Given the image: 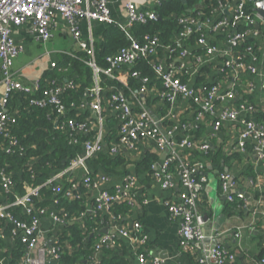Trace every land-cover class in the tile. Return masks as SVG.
<instances>
[{
  "label": "built area",
  "instance_id": "2783aa9c",
  "mask_svg": "<svg viewBox=\"0 0 264 264\" xmlns=\"http://www.w3.org/2000/svg\"><path fill=\"white\" fill-rule=\"evenodd\" d=\"M111 1L0 0V82L3 85L0 137L9 139L0 141V151L24 154V146L7 132L11 120L7 103L15 92L29 96L31 105L51 106L56 119L63 118L56 121V125L68 133L70 142L76 143L80 136L85 137L81 154L69 166L53 173L41 184L24 182L23 193L17 192L13 176L0 166V253H7L10 264H59L62 244L57 236L48 237L41 224L44 219L58 225L81 222L85 212L72 217L58 208L60 198L73 200L81 196L79 184L85 187L92 201L87 210L107 215L112 227L133 242L138 264H165L163 260L150 259L144 253L142 247L147 238L141 233V224L133 221L130 231L121 226L120 216L112 211L117 204L126 203L131 210L137 204L138 176L126 173L120 182L107 187L105 184L110 175L103 172L93 174L87 168V161L104 150L125 159L134 155L141 158L146 150L158 156L150 164L148 174L160 189L171 192L163 204L168 217L178 222L182 251H190L192 242L204 238V218L199 202L201 189L208 181L205 155L212 149L209 139L217 136L224 124H237L239 131L232 150L247 155L250 149L251 155L264 161V119L252 118L256 107L248 101H235L236 82L224 87L220 80L202 72L205 67H213L221 75L230 72L239 75L241 71L259 75L264 95V51L261 53L263 58H260V49L264 50V46L250 43L241 49L247 40L258 39L260 23L264 21L253 7L252 11L248 8L247 0L220 3L210 15L225 8L228 14L214 21L211 16L201 19L202 13L179 17L180 31L173 43L164 47L162 54L158 53L159 39L156 36L145 34L137 39L127 33L130 43L106 56L107 66L101 67L95 61L93 39L91 36L87 40L82 38L81 20H85L89 28L91 22H96L128 32L137 24L157 19L153 10L140 9L133 0H126L124 21L119 23L112 17ZM161 1L165 0H154V5ZM56 15L66 21L68 33L78 49L88 55L85 64L92 70L91 87L80 102L70 105L64 103L62 94L66 89L76 87L73 81L58 85L49 80L52 87L36 95L42 77L33 86H28L18 81L12 70L15 58L22 51V46L11 37L12 29L27 26L31 33L47 41L51 38ZM193 34L198 35L196 43L189 46L187 41ZM213 35L222 37L223 42H215L211 38ZM194 47L201 48L202 52L195 54ZM144 61L153 72V78L134 68ZM50 66L56 68L57 64L52 62ZM103 77L121 86H110L105 93ZM248 86L252 91L253 85L249 83ZM69 110L74 111L72 116H68ZM109 115L116 119L111 140L107 139L111 127L106 125ZM203 122L210 126L208 140L196 134ZM77 168L83 169L80 182L71 176ZM65 178L69 183L67 186L63 182ZM219 181L228 201L246 204V194L236 189L229 171L220 172ZM43 187L49 188L53 197L49 203L40 205L45 200L41 191ZM176 188L178 190L174 192ZM142 202L146 200L143 198ZM259 205L264 214V192L260 195ZM235 235L238 237L240 233ZM111 242L110 235H100L92 246L89 262L100 264L102 248ZM18 243L22 247L21 255L13 259L10 250L18 249ZM233 260L234 254L217 242L198 258V263L230 264ZM257 264H264V257Z\"/></svg>",
  "mask_w": 264,
  "mask_h": 264
},
{
  "label": "crops",
  "instance_id": "0c3cea01",
  "mask_svg": "<svg viewBox=\"0 0 264 264\" xmlns=\"http://www.w3.org/2000/svg\"><path fill=\"white\" fill-rule=\"evenodd\" d=\"M125 1L112 0L109 5L112 17L119 23L124 21L123 5ZM133 1L140 9L154 11V0ZM223 14H228L227 8L216 11L211 19L214 21ZM79 23L82 38L87 40L91 36L94 47H96V43L100 45L103 40L102 32L107 27L91 22L89 28L85 20H81ZM260 24L261 31L258 33V39L252 38L251 40L253 44H262V47L264 46V21ZM206 31L208 33L207 28ZM51 34L50 39L43 41L31 33L27 26L12 29V39L22 46V51L15 58L12 66L18 81L33 86L37 79L47 76L52 71L53 68L50 66L52 62L57 64V68L62 67L65 55H73L79 50L67 31L66 21L59 15L54 17ZM66 37L73 40L72 48L71 46L65 47L63 41ZM211 38L219 44L223 42L222 37L213 35ZM263 51L260 49V54ZM193 52L199 54L202 50L199 47H194ZM260 58H263L262 54ZM209 68H203L202 72L220 80L224 87H230L233 82H236L237 96L235 101L250 102L256 107V112L253 113L252 118L264 119V95L261 89L262 80L259 75L251 74L248 71H241L239 75L232 72L221 75L216 73L217 71L213 67L212 69ZM249 83L253 85L252 91L248 89ZM2 92L3 85L0 82V96ZM109 116L106 125H114L116 119L112 115ZM209 128V124L203 122L196 134L208 140ZM238 131L239 125L224 124L217 136L209 139L213 152H220L225 159L205 157L208 181L201 189L199 202L200 213L204 218V238L201 241L192 242L190 251L180 249L178 222L168 217L163 204L164 198L169 196L171 192L160 189L143 168L137 169L136 162L140 159L138 156L126 158L125 168L129 172L135 173L139 179L138 201L129 215L123 217L120 224L130 231L133 221H138L141 224V233L147 238V243L142 248L148 258L161 259L165 264H199L198 258L202 257L217 242L234 254V260L230 264H257L264 257V214L259 205L260 195L264 192V161L251 155L250 149L247 155L240 154L239 159H229L234 152L232 147L237 139ZM107 139L111 140L108 136ZM222 171H229L236 183V189L246 194L245 205L226 199L220 188L219 173ZM82 175L83 169L77 168L71 176L80 182ZM124 175L123 168H121L116 174L110 175L111 177L105 186L112 187L120 182ZM177 190L176 188L174 192ZM143 198L146 200L144 203L142 202ZM91 202V200H87V207H91ZM99 223L98 227L94 229V243L100 235L108 234L112 237V242L106 246V251H101V256L111 257L112 264H138L137 250L133 242L122 236L116 228H113L110 221L102 220ZM105 228L108 230L107 233L103 232ZM41 229L45 231L48 237H59L58 235L63 232V225L44 219ZM237 232L240 233L238 237L235 235ZM0 264H10L7 253H0ZM204 264L215 263L210 261Z\"/></svg>",
  "mask_w": 264,
  "mask_h": 264
},
{
  "label": "trees",
  "instance_id": "16d2710c",
  "mask_svg": "<svg viewBox=\"0 0 264 264\" xmlns=\"http://www.w3.org/2000/svg\"><path fill=\"white\" fill-rule=\"evenodd\" d=\"M225 1L186 0L185 3L181 0L161 1L160 4L154 7V12L157 15L156 20L147 21L145 24H137L130 28L128 32L107 27L102 32L103 40L100 45L96 43L95 61L99 66L106 67V56L115 53L119 48L130 43L127 33L137 39H141L145 34L156 36L159 39L158 53L162 54L164 47L171 45L174 37L180 31L179 17L197 16V13L203 14L201 19L210 17V13ZM252 5V1L247 0V6L251 11ZM197 36V34H193L189 37L187 41L189 46L195 45ZM250 43H252V40H247L241 49ZM86 60H88V55L83 50H78L73 56L65 55L62 67L53 68L47 76L42 77L36 95H41L45 90L52 87L51 83L48 82L49 80H54L58 85H63L66 81H73L76 87L66 89L62 94V99L66 105L80 102L92 85V70L85 64ZM134 68L140 69L152 78L154 77L145 61L138 63ZM113 85L121 86L115 81L103 77L105 93H108V88ZM29 100V96L15 92L7 103V111L11 114L7 132L17 138L20 144L24 146V154L19 155L18 152L10 154L4 150L0 151V166L4 167L13 176L15 189L18 193H23L24 182L32 185L41 184L53 173L69 166L71 161L81 154L82 142L85 139L84 136H80L76 143L70 142L68 133L59 130L56 125L63 118L56 119V113L53 112L51 106L40 108L31 105ZM73 114L74 111H68V116ZM110 126L107 133L108 138H111V132L114 133L113 125ZM0 141H9V139L1 136ZM205 157L224 158L220 152H213L212 149L208 151ZM239 157V153L233 152L229 159H239ZM157 159L158 156L155 153L146 150L136 162V167L137 169L143 168L148 174L150 164ZM126 164L124 157L118 154L110 155L108 150L98 153L86 163L87 168L93 174L102 171L108 175L116 174L121 168H123V173H129V170L125 168ZM30 171H32L33 177H31ZM63 182L65 186L69 184L66 178ZM78 189L81 193L79 198L73 200L60 198L58 205L59 209L66 211L72 217L85 212L81 222L70 221L63 225V232L58 235L62 244L59 264H92L89 262V256L92 252V246L95 244L94 229L98 227L100 221H109L107 215H103L98 211L93 214L87 210L86 202L91 199L88 198L86 189L82 184H79ZM41 191L45 200L40 205H45L52 200L53 194L46 187H43ZM237 204L242 203L238 202ZM112 211L120 216L119 219L122 220L123 217L129 215L131 209L126 203H121L114 205ZM17 248L16 250H10L13 259L19 258L21 255L22 247L19 243ZM106 250V247L102 248V251ZM111 260V257L102 255L100 264H112Z\"/></svg>",
  "mask_w": 264,
  "mask_h": 264
},
{
  "label": "water",
  "instance_id": "95a60500",
  "mask_svg": "<svg viewBox=\"0 0 264 264\" xmlns=\"http://www.w3.org/2000/svg\"><path fill=\"white\" fill-rule=\"evenodd\" d=\"M183 3L186 2V0H181ZM253 4V10L261 17L264 18V0H250ZM256 28H258V25H255ZM104 233H107L108 230L105 228L103 229Z\"/></svg>",
  "mask_w": 264,
  "mask_h": 264
},
{
  "label": "rangeland",
  "instance_id": "374dc122",
  "mask_svg": "<svg viewBox=\"0 0 264 264\" xmlns=\"http://www.w3.org/2000/svg\"><path fill=\"white\" fill-rule=\"evenodd\" d=\"M65 40L63 41L64 42V44H65V47L66 48H69L70 46H71V48H72V45H73V40L71 39V38H69V37H66V38H64ZM70 48V49H71Z\"/></svg>",
  "mask_w": 264,
  "mask_h": 264
}]
</instances>
